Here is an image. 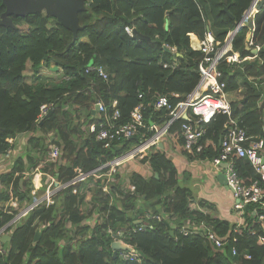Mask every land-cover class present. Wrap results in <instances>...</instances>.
<instances>
[{
    "label": "trees",
    "instance_id": "trees-1",
    "mask_svg": "<svg viewBox=\"0 0 264 264\" xmlns=\"http://www.w3.org/2000/svg\"><path fill=\"white\" fill-rule=\"evenodd\" d=\"M252 1L84 0L85 9L78 12L76 31L44 12L12 15L14 25L0 27V154L12 147L9 139L20 133H35L29 144L42 158L51 143L62 148L60 161L46 164L43 170L67 182L76 169L95 168L130 150L143 134L149 137L154 131L139 129L138 135L124 141L119 150L116 143L108 145L97 140L89 129L76 130L74 107L84 109L89 118L96 103L102 101L111 115L112 104L117 101L121 112L118 123L124 124L130 121L134 108L143 103L146 125H163L170 117L169 110L155 108L156 99L166 95L175 107L188 98L200 81L204 55L191 47L190 34L204 39L211 30L221 46ZM5 10L0 0V15ZM127 26L145 37L137 39L134 33L131 36ZM251 30L246 26L239 31L233 49L242 57L255 58L240 66L221 63L217 78L226 83L228 94L244 89L240 100L232 102L228 98L233 117L249 136L264 139V6L254 18V44L260 47L257 54L248 48ZM89 64L103 66L109 79L86 72ZM45 66L57 67L56 72L61 71L59 78L49 80L42 75L40 69ZM29 67L32 81L26 78ZM43 105L51 106L52 113L40 118ZM89 120L88 128L99 123ZM183 122L175 121L167 132L175 148L191 160L213 159L221 153L220 141L230 122L227 115L218 114L208 124L201 152L186 150ZM51 132L55 137L52 141L48 137ZM233 161L243 184L259 180L264 188L247 158L234 154ZM140 162H149L154 172L151 177L140 174L137 168L141 164L135 168L126 164L116 174L118 183H109V192L104 189V180L91 178L64 188L52 202L35 208L7 229L12 238L3 242L6 252H0V264H264V220L260 218L264 204H250L245 224L235 225L191 208L189 191L180 185L177 167L162 148H153L140 157ZM25 169L24 157L20 156L11 171L1 177L7 185L14 184L13 194L21 203L30 199L33 185L31 178L24 179ZM125 174L129 175L130 184L122 189L120 180ZM10 197V193H2L0 201ZM199 203L200 207H212L204 200ZM17 212L18 209L9 212L0 208V229ZM147 212L167 216L162 221H145L153 229L136 233L130 239L139 250L141 261L114 257L113 234L127 233L139 220H146ZM93 215L92 225L87 220ZM187 221L202 224L203 229L212 228L227 238L225 248L217 249L201 235L182 234L180 229Z\"/></svg>",
    "mask_w": 264,
    "mask_h": 264
},
{
    "label": "built area",
    "instance_id": "built-area-1",
    "mask_svg": "<svg viewBox=\"0 0 264 264\" xmlns=\"http://www.w3.org/2000/svg\"><path fill=\"white\" fill-rule=\"evenodd\" d=\"M260 1L261 0H253L249 10L244 14L242 20L237 24L235 29L227 35L225 42L221 46L217 45L214 34L211 30L206 33L204 39H201L198 50L203 53L204 57L203 61L200 63V81L194 94L188 97L185 101L177 104L175 107H172L170 100L166 95L159 96L155 101V108H165L169 110L170 117L163 125H146L143 114V103L136 106L131 112V119L129 122L119 124L118 120L121 117V112L117 107L118 102H113L112 107L114 108V112L110 115L107 112L105 104L102 101H98L96 106L99 111V116L97 117L99 125L97 123H92L89 126L90 132L96 134L97 140L106 142L108 145H113L114 143L117 145H123L122 143L124 141L137 136L139 129L148 128L150 131L153 130L154 133L149 137H145V134H143L140 138L141 141L137 145L131 147L130 150L115 157L113 160L102 163L89 170L81 168L76 169L75 175L67 182H62L49 172L37 170L36 177L38 176L39 179L41 178L40 183L44 182L45 186L47 184L46 190L39 195V184H33L32 191L36 196L34 202L28 207L22 209L19 208L13 219L0 229V252H6L5 247H3L2 236L7 234V229L16 225L35 208L52 202L54 196L64 188L78 182L96 178L104 180V189L106 192H109V189L111 188H109V183L112 182V185L118 183L116 174L124 165L134 163L141 164L142 166H150L149 162H140V157L148 155L152 148L161 149V144H164L168 139V129L175 121L183 120L182 116L185 113H187L188 118L183 120L182 136L185 140V148L188 152H192L193 150L197 152L203 151L204 145L201 143V140L207 132L208 124L211 123L218 114L228 116L230 122L226 125V131L222 135L220 141L222 147L221 153L211 161L214 166L220 169H223V163L227 164L225 168L226 179L228 187L231 189L237 200L235 204L237 209L243 210L245 209V205H250L252 203L264 204V188L259 183L260 181L257 180L251 185L243 184L233 161L234 154L247 158L255 167L256 172L260 175L261 181L264 182V139L249 136L247 129L241 127L234 119L232 106L225 91L226 83L219 81L217 78L219 75L218 67L221 63L226 62L228 65L240 66L245 61L253 60L255 58L254 56L242 57L239 52L233 49L235 36L243 27L248 26L250 19L253 20V29L250 33L248 46H250L249 48L255 49L257 53L259 52L260 47H255L254 44V18L259 12ZM126 31L133 36V28L127 26ZM226 46H228V48L221 52ZM86 72H95L103 79H109V72L103 66L89 64L86 68ZM65 78L68 79L67 76H65ZM140 97L142 98V94H140ZM51 110V106L43 105L41 107L40 118L47 116ZM49 147L50 149L46 163H44H57L63 155V150L55 143H51ZM10 153L11 150H7L6 153L0 154V158L2 156H8ZM150 169L152 171L151 166ZM126 179H128L129 185V175ZM15 199L18 201L17 198ZM13 208L16 209L17 207ZM9 212H12V210H9ZM92 217L94 220L95 215ZM165 217L166 215L164 214L159 215L153 212H147L146 220H139L138 225L129 229L127 233H125V231L114 233V241L120 242L127 247L126 250H118L117 255H119L124 261L140 262L141 255L139 250L136 245L130 242V239L136 233L153 229V226L145 221L151 219L162 221ZM260 218L263 221L264 215H261ZM202 227L203 226L198 223L187 221L181 227L180 232L184 235H203L204 237H207L209 243L217 249L225 248V237H220L212 228L203 229ZM109 232L113 233L112 230H109ZM232 253L233 256H236L237 250L233 248ZM245 257L250 258V255L246 254Z\"/></svg>",
    "mask_w": 264,
    "mask_h": 264
},
{
    "label": "crops",
    "instance_id": "crops-1",
    "mask_svg": "<svg viewBox=\"0 0 264 264\" xmlns=\"http://www.w3.org/2000/svg\"><path fill=\"white\" fill-rule=\"evenodd\" d=\"M190 38H191V47L194 50H198L201 39L194 33L190 34ZM84 40H87V38H85ZM173 50L176 51L175 48ZM47 70L50 71V73H47L48 72ZM56 70H58V68H56L55 66H52V68L45 66L40 69V72L45 77L46 76L49 77V78L46 77L47 79L56 80L59 78V74L61 72V71L56 72ZM27 71H29L30 74H32V70L30 67L28 68ZM196 88L188 97L194 94ZM226 94L228 98L233 102L236 100H240L242 98L244 94V89L241 87L239 90ZM96 108L97 106L95 105V108H93L92 110V115L89 118H87V112H85L84 109L74 107V109H76V112L73 114L74 117L73 122L76 130L89 129L87 126L88 120L89 119L97 120V117L99 116L98 108L97 109ZM35 135L37 134L32 132H25L18 134L13 139L12 138L9 139L8 140L9 143L12 144V147L9 149L11 150V153L6 157L2 156L0 158V195L6 192L11 194L10 199L6 201H0V208L5 209V211H7L8 209L13 210L14 209L13 207H17L16 209L18 210L19 207H28L34 202V198H36L31 188L30 199L21 203L19 197L13 194L14 184L10 183V185H7L2 181L1 177L4 174L9 173L11 171L12 166L18 157L20 156L24 157V162L26 166L25 169L26 174L24 179L28 181L31 178L33 184H39L38 185V187H40L38 189L39 195L41 193H44V191L46 190L47 184L45 186L44 182L40 183L41 178L39 179L38 176L36 177V173L37 170L43 171L44 167L47 166L45 163L48 154L45 156V158H42L37 150H34L30 147L29 141ZM48 137H51L50 141H52L55 138L54 133L53 132L49 133ZM116 147L119 150H121L123 145H117ZM161 147L167 153V156L171 158L175 163L179 174L178 177H179L180 185L182 186V188L187 189L189 191V197H191L190 201H192L190 203L191 208L199 209L204 213L207 212L211 213L215 217L220 218L222 220H227L228 222L233 223L235 225L241 226L245 224V219H246L245 217L247 215L248 210L246 211V215H245V209L240 210L235 207L237 200L235 199L233 192L228 187V185L220 181L219 175L222 169L214 166L211 161L212 159H194V160L189 159L186 153L182 151L180 152L178 150L179 148H175L169 137L164 144H161ZM47 164H51V163H47ZM137 169L139 170L140 174H142L144 177L149 178L151 177L152 174H154V172L151 171L149 165L142 166ZM46 172H49L52 175L56 176L53 172L50 171H46ZM121 177H128V174L122 175ZM126 181L128 182V179H126ZM19 183L21 186L24 185L22 179L19 181ZM15 198H17L18 201H16ZM201 200L207 201L209 204L212 205V207L209 209L206 207H200L199 202ZM254 213H256V211ZM164 215L167 216V214L165 213ZM205 238L209 243L208 238L207 237Z\"/></svg>",
    "mask_w": 264,
    "mask_h": 264
},
{
    "label": "water",
    "instance_id": "water-1",
    "mask_svg": "<svg viewBox=\"0 0 264 264\" xmlns=\"http://www.w3.org/2000/svg\"><path fill=\"white\" fill-rule=\"evenodd\" d=\"M3 3L6 6V10L0 15V27L13 26L14 24L12 20V15L25 16L36 12H44V10H46L47 15L57 17L60 22L64 23L70 29L76 31L79 29L78 12L80 10L85 9L84 0H3ZM263 6H264V0H261L259 3V9H261ZM53 8H56L57 12L53 11ZM226 10L228 11L227 8ZM229 15L233 17V15H231L230 13ZM248 27L253 29L252 19H250L248 23ZM133 33L137 39H142L145 37L144 35L139 33L136 29H134ZM253 53L257 54V51L253 50ZM51 113L52 110L48 113V115H50ZM187 118H188L187 113H185L182 116V119L186 120ZM222 166L223 169L219 175V179L222 183L228 185L225 174V170H226L225 168L227 164L223 163ZM248 208L249 205H245V215ZM171 234L174 235V232L172 231ZM11 238L12 237L10 235L5 234L2 236V242L10 241ZM112 248L114 250V257L117 256L118 250L127 249L126 246L122 245L120 242L117 241H114L112 243Z\"/></svg>",
    "mask_w": 264,
    "mask_h": 264
},
{
    "label": "rangeland",
    "instance_id": "rangeland-1",
    "mask_svg": "<svg viewBox=\"0 0 264 264\" xmlns=\"http://www.w3.org/2000/svg\"><path fill=\"white\" fill-rule=\"evenodd\" d=\"M253 3V2H252ZM252 5V4H251ZM53 11H55V12H57V9L56 8H53ZM47 11L46 10H44V13H46ZM48 71V70H47ZM47 73H50V71H48ZM26 78H27V80L28 81H32L33 80V76H32V74H30V72L29 71H26ZM263 102H264V94H263ZM133 147V146H132ZM153 149V148H152ZM151 149V150H152ZM131 166V168H135L136 167V165L134 164V163H132L131 165H129V167ZM132 170V169H131ZM121 182V185H120V187L121 188H127V186H128V182L126 181V177H123L122 178V180L120 181ZM43 192V191H42ZM117 197V196H116ZM20 208V207H19ZM22 208H24V207H21L20 209H22ZM87 222L88 223H90V224H94L93 223V217H91L89 220H87Z\"/></svg>",
    "mask_w": 264,
    "mask_h": 264
},
{
    "label": "clouds",
    "instance_id": "clouds-1",
    "mask_svg": "<svg viewBox=\"0 0 264 264\" xmlns=\"http://www.w3.org/2000/svg\"><path fill=\"white\" fill-rule=\"evenodd\" d=\"M253 2V1H252ZM261 9H259V11H260ZM253 50H255V49H253ZM7 235H10L8 232H7ZM11 236V235H10ZM117 253H118V251H117Z\"/></svg>",
    "mask_w": 264,
    "mask_h": 264
}]
</instances>
